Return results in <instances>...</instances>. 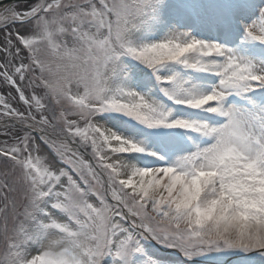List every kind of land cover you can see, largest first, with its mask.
Wrapping results in <instances>:
<instances>
[{
	"label": "snow or ice",
	"instance_id": "snow-or-ice-1",
	"mask_svg": "<svg viewBox=\"0 0 264 264\" xmlns=\"http://www.w3.org/2000/svg\"><path fill=\"white\" fill-rule=\"evenodd\" d=\"M0 264H264V0H0Z\"/></svg>",
	"mask_w": 264,
	"mask_h": 264
},
{
	"label": "rangeland",
	"instance_id": "rangeland-1",
	"mask_svg": "<svg viewBox=\"0 0 264 264\" xmlns=\"http://www.w3.org/2000/svg\"><path fill=\"white\" fill-rule=\"evenodd\" d=\"M150 251H154V249L153 248H150ZM157 252H160V251H157ZM161 254L160 253H158V256H160ZM165 259H167V258H165Z\"/></svg>",
	"mask_w": 264,
	"mask_h": 264
}]
</instances>
